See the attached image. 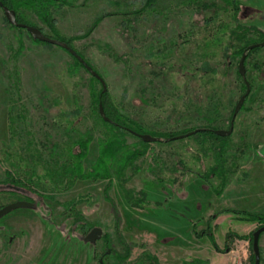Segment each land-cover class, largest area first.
I'll use <instances>...</instances> for the list:
<instances>
[{"label": "rangeland", "instance_id": "rangeland-1", "mask_svg": "<svg viewBox=\"0 0 264 264\" xmlns=\"http://www.w3.org/2000/svg\"><path fill=\"white\" fill-rule=\"evenodd\" d=\"M145 1L69 0L53 11L51 26L29 11L22 16L46 36L70 40L107 84L112 105L148 129L175 131L176 115L205 88V101L217 98L221 105L217 126L228 130L226 118L247 90L238 74L240 51L264 42V0H216L204 11L185 0H159L135 17ZM206 64L217 69L215 76L200 71L204 78L193 82L171 73L163 80L173 66L194 72ZM245 67L251 94L227 142L152 143L121 180L113 176L108 192L103 180H77L65 189L45 176L51 153L44 145H58L55 153L65 157L72 143L91 134L89 173L114 136L131 150L141 151V140L100 118L102 87L67 51L34 41L0 9V209L29 205L0 218V264H254L253 233L264 227V48L253 51ZM76 107L80 114H73ZM35 151L43 162L27 160ZM106 162L112 170L121 166ZM216 165L236 168L223 190L217 177L203 178ZM32 169L43 177L35 180L38 187L6 183L7 172L25 181ZM125 190L133 194L131 203ZM249 214L262 217L251 221ZM94 228L102 229V239L85 242ZM119 236L132 249L125 261L116 256L125 253ZM259 246L264 264V234Z\"/></svg>", "mask_w": 264, "mask_h": 264}, {"label": "trees", "instance_id": "trees-1", "mask_svg": "<svg viewBox=\"0 0 264 264\" xmlns=\"http://www.w3.org/2000/svg\"><path fill=\"white\" fill-rule=\"evenodd\" d=\"M0 1L3 2L5 6H7L8 8H10L11 10L16 12L17 20L19 23L29 25V26H33V27H37V28H39V27L36 26L34 23H32L30 21L29 22L25 21L23 19L22 13L24 11H29L33 15H36L42 22L51 26L53 21H54L53 11L55 9L59 8V6H66L69 4V0H0ZM158 1L159 0H146L144 5H143V8L140 11H138L137 13H132V14L135 17H139L140 15L143 14L144 11L148 10L149 8L155 9L156 5L158 4ZM215 1L216 0H185V1H182V4L183 3H189L191 5L192 4L193 5H197V4L199 5L200 4L202 6L201 10L204 11V10H209L210 8H212ZM120 14L122 16L128 15L127 13H120ZM107 16H111V14L101 16L98 19L96 24L98 25ZM215 16H216V14H215ZM215 16L214 15L209 16V19L207 21L212 22L213 20L216 19ZM39 29L42 30L41 28H39ZM23 31H26V30H23ZM50 38H52L54 40L62 41L63 43H65V44L69 45L71 48H73L71 46L72 42L70 40H63V39L58 38V37H55V38L50 37ZM188 41H189V39H188ZM36 42H38V41H36ZM38 43H41V42H38ZM251 45H253V44H251ZM251 45H247L246 47H244L240 51L241 57L244 54V52L247 50V48ZM173 47H174V45L173 46H167L165 51L172 52L171 50L173 49ZM107 49L111 52L109 47H107ZM255 50H258V49H255ZM255 50L247 51V53H246L247 59L250 56V54ZM159 52L161 53V51H159ZM78 54L85 60L84 56H82L80 53H78ZM111 54L113 55V57H117L119 59V57L116 56L114 53H111ZM150 56H152V54H150ZM72 58L75 60V62L78 66L83 67L74 57H72ZM121 58H123V56H121L120 59ZM247 59H246V61H247ZM178 67H179V69H177V71H176V67L173 66L174 69L171 68L170 70L165 72L164 75H162L163 80H165L167 78V77H165L167 74H171V73L172 74L175 73L177 75H180L183 78L189 79L193 82H195L196 79L202 80L204 78V77H198L197 76L200 71L202 72L203 76H204V74H212L214 76L217 74V69L212 68L211 65H208V64H206L204 66V68L201 67L200 68L201 70L196 69L197 71H194V72H191L188 68H185L183 66L182 67L178 66ZM155 76L160 77V74H155ZM93 79L95 81H97L95 78H93ZM151 85H153L152 90L154 92L155 85H154V83H152ZM197 88H200V87H197ZM147 89L143 88L140 90V92L145 94ZM184 91L186 92V89H184ZM198 91H199L198 92L199 94L196 95L197 93L194 90V94L196 95V97L193 98V102L190 101L191 103L188 104L187 107L184 108V110L180 111V114L176 115L177 116L175 118V119H177L176 124L172 123L173 125H175V127H174V128H176L175 131L148 129L144 123H142L141 121H139L137 119H134L131 115L126 114L122 108L114 107L112 105V102L110 101L108 92L105 94H102V90L100 91L99 98L96 102V104L98 105V115L100 116V114H99V103H102L103 107H104L105 114L110 119V123H106V124H108L112 128V130H114L115 132L123 131L124 133L131 134L135 137H137L135 134L150 135V136L157 139V142H156L157 144H169V143L177 142V141H173V140H171V141H168V140L174 139L178 136L185 135V134L197 131V130H204V131H201V132L197 133L196 135H194L190 138H194L197 141L199 139H203L202 142H206L207 140H213L216 142H227L228 138H220V137L216 136L213 132L216 130H221L217 126V123L219 122V119L221 118V115L219 112L220 103H219L218 99L214 98V99H210V101H205L204 97L206 96L208 99L210 95H206L205 88H204V90H202V88L200 90L198 89ZM216 96H218V95L214 94V97H216ZM204 101L206 103H204ZM175 112H178V111H175ZM73 114H80L78 107H76V111H73ZM233 114H234V111L231 112L230 117L226 118L228 123H231ZM100 118H101V116H100ZM137 138H139V137H137ZM187 139H189V138H187ZM92 140H93V136L91 134H88L85 137L84 136L80 137L78 140H76L74 143H72L71 147H69L66 150L65 157L63 155H58L57 153H55V151L58 150V148H57L58 145L53 144L49 147H46V145H44L45 148L50 149V153H51L49 159L44 161V163L46 165L48 164V168H47L48 173L45 176H47L49 182H53L54 184L60 185V186L63 185L62 187H64L65 189H68L71 186H73L77 180H81V181L103 180V181H108V184L106 186V189L108 192V190L113 186V181H114L113 178L115 177L118 180H121V178L124 176V173L128 169H133L136 162L139 159H141L143 156H145L146 152L148 151L149 147L151 146V144L144 143L140 139L141 140L140 141L141 142L140 143L141 151L139 149L131 150L127 146L125 147L126 141L122 137L116 135L113 137V139L111 141H109L108 143L105 144L104 150H103L101 156L98 158V160H97L95 166L92 168V170L89 173H85L84 172V163H85V160L87 159V156L89 153V146H90V143L92 142ZM183 140H185V139H183ZM178 141H182V140H178ZM107 157L110 159H113V161L118 160L121 163V166L116 170H112L111 167L106 162ZM36 159H37L36 162H43L42 156L38 151H35L34 153L27 156V160H30V162L32 164H35L34 160H36ZM182 165H184V164L182 163ZM12 167L16 168V166L14 164L12 165ZM18 168H19V166H18ZM183 168H185V167H183ZM178 169L175 168V171H173V172H178L179 171ZM184 170L180 169V176L181 177L186 175V172ZM112 173H113V175H112ZM235 173H236V168H234L233 170L229 169L228 171H226L224 166L216 165V166L212 167L209 170L208 175L203 176V178L205 180H209L212 177H217L221 181V190H223L224 188H226L227 185H229V176L230 175L232 176ZM26 175L28 176L27 179L25 181H22L19 178H15L11 172H9V173L7 172L6 173V176H7V182L6 183L8 185L15 186V187H22V186L23 187H27V186L32 187V185L35 187H38L39 184L34 183L35 180H37V182H39V183H41V181L43 180L42 179L43 177L38 176L35 173V171H33V169L31 171H27ZM174 181L176 182L177 179H175ZM45 186H47V185H45ZM124 192H125L124 194H125L126 200L131 203L132 202V195H133L132 192L126 191V190ZM144 198H143V200H145ZM106 199L110 201V198L108 197L107 194H106ZM69 204L70 203H68L67 205L69 206ZM112 206H113V212H114L115 217H116V227L118 229L120 227V224H121V218H120L119 212H117L116 205L113 204ZM134 206H136L138 208H142V206L140 204L139 205L135 204ZM3 208H5V207H3ZM3 208H1V209H3ZM249 215H250L249 219L251 221H257V222H258V220L260 221V218L262 217V215H260V214H249ZM76 220L80 221V220H82V217L81 218L77 217ZM119 239H120L119 241H121V243L123 244V248H124L125 253L123 256H119L120 254H116V256L119 257L122 261H125L129 258L132 249H131V246H129L125 242V240L122 238V236H119ZM211 241H212V243H214V245H216L215 241H213V239H211ZM111 253H113V251H111ZM105 256H106V254H105Z\"/></svg>", "mask_w": 264, "mask_h": 264}, {"label": "water", "instance_id": "water-1", "mask_svg": "<svg viewBox=\"0 0 264 264\" xmlns=\"http://www.w3.org/2000/svg\"><path fill=\"white\" fill-rule=\"evenodd\" d=\"M0 9L3 11L4 17H5V19L9 25H11L12 27L18 28V29L26 30L27 33L30 35V37L34 41H38V42L45 43L48 45L57 46V47L64 49L65 51H67V53H69L72 57H74L84 67V69L93 78H95L100 83V85L102 87V94H105L108 92L107 84L105 83L103 78L97 72H95L93 70V68L90 67L88 65V63H86V61L73 48H71L69 45L63 43L62 41L54 40V39L46 36L43 33V31L37 27H33V26H29V25L19 23L17 20L16 12L11 10L7 6H5L4 3L1 1H0ZM260 48H264V42L258 43V44H253V45L249 46L241 57V60H240L239 65H238V74L243 79L247 90H246V93L239 99V101L237 102V104L235 106L234 114H233L229 129L228 130L213 131L214 134L220 138H227L233 134L235 120H236L238 114L240 113L241 109L243 108L246 100L248 99V97L251 94V88H250V85L246 79V74H247L246 67H245V63H246V59H247L246 53H247V51H252V50L260 49ZM99 114H100L101 118L103 119V121H105L106 123H110V119L106 116L102 103H99ZM201 131H204V130H197V131L185 134V135L178 136L174 139H170L168 141H171V140L178 141V140L187 139V138H190V137L196 135L197 133H199ZM135 135L137 137H139L144 143H147V144H152V143L157 142V139L150 136V135H139V134H135ZM27 206H29V205L21 202V203H16L14 205H10L8 207H5V208L0 210V218L5 216L9 212L17 209V208H22V207H27ZM262 234H264V227L259 228L258 230H256L253 233L254 264H261V253H260L259 243H260V238H261ZM102 237H103L102 229L94 228L85 237V242L96 243V242L100 241L102 239ZM108 254H109V252H108Z\"/></svg>", "mask_w": 264, "mask_h": 264}, {"label": "flooded vegetation", "instance_id": "flooded-vegetation-1", "mask_svg": "<svg viewBox=\"0 0 264 264\" xmlns=\"http://www.w3.org/2000/svg\"><path fill=\"white\" fill-rule=\"evenodd\" d=\"M100 264H104L103 262H100Z\"/></svg>", "mask_w": 264, "mask_h": 264}]
</instances>
